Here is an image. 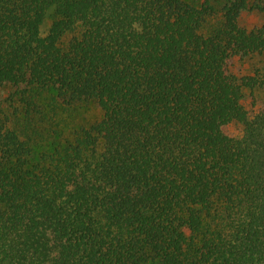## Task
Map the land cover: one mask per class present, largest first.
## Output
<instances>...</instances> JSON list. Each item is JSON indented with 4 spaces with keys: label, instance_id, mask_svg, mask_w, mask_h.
Wrapping results in <instances>:
<instances>
[{
    "label": "trees",
    "instance_id": "16d2710c",
    "mask_svg": "<svg viewBox=\"0 0 264 264\" xmlns=\"http://www.w3.org/2000/svg\"><path fill=\"white\" fill-rule=\"evenodd\" d=\"M2 90L0 264H264V0H0Z\"/></svg>",
    "mask_w": 264,
    "mask_h": 264
},
{
    "label": "rangeland",
    "instance_id": "374dc122",
    "mask_svg": "<svg viewBox=\"0 0 264 264\" xmlns=\"http://www.w3.org/2000/svg\"><path fill=\"white\" fill-rule=\"evenodd\" d=\"M245 22L246 21H250L252 22V18L251 16L247 15L245 18ZM53 21V15L52 13L49 14V16L47 17L42 30H43V34H47L48 30L51 27ZM249 67V65L247 64H243L242 62H237L235 63V66L233 68V72L235 74H238L240 72H243L245 69H247ZM7 94L6 90H2L0 91V97H4ZM244 104L246 106H249L250 104V100L247 99L246 101H244ZM65 117L66 119H68V123L69 124H76V123H85V124H90V123H94L98 120H100L102 118V113L101 111L93 104H89L86 106H83L81 108H78L76 110H72L69 112L65 113ZM230 130L233 134L235 135H241V130L240 128H238L237 126H231Z\"/></svg>",
    "mask_w": 264,
    "mask_h": 264
}]
</instances>
